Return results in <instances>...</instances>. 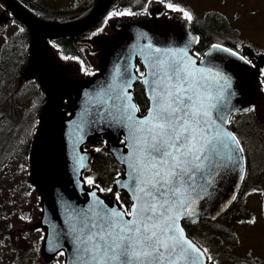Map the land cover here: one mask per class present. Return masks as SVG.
Masks as SVG:
<instances>
[{"label": "snow or ice", "instance_id": "snow-or-ice-1", "mask_svg": "<svg viewBox=\"0 0 264 264\" xmlns=\"http://www.w3.org/2000/svg\"><path fill=\"white\" fill-rule=\"evenodd\" d=\"M163 2L185 21L193 20L190 10L170 0ZM124 12L132 14L128 9ZM144 38L146 43L132 49L143 60L139 78L147 97L144 113L139 114L128 90L136 78L129 70L135 66L128 63L130 56L121 57L125 63L114 65L107 84L95 98L89 97L97 104L91 119L85 112L76 130L79 136L86 124L97 122L124 130L127 150L118 157L124 170L116 176L127 189V202L110 207L94 187L87 204L68 212L71 259L65 264H208L212 257L207 246L187 234L183 221L196 222L198 201L219 174L235 172L240 179L246 174V150L238 134L226 126L233 112L247 111L231 106L230 77L207 54L189 51L191 33L181 46ZM217 51L247 60L222 43L208 48V54ZM82 160L83 156L76 158L78 167H83ZM85 179L95 186L92 176ZM235 198L233 191L230 199ZM116 199L120 201L119 190ZM227 207L228 202H223Z\"/></svg>", "mask_w": 264, "mask_h": 264}, {"label": "water", "instance_id": "water-1", "mask_svg": "<svg viewBox=\"0 0 264 264\" xmlns=\"http://www.w3.org/2000/svg\"><path fill=\"white\" fill-rule=\"evenodd\" d=\"M111 1L95 0L92 8L82 17L53 22L40 18L18 0H0L4 5L0 22L8 19L6 11H10L29 31L28 58L21 75L24 79L36 76L46 95L28 150V180L36 187L41 204L40 217L30 227H42L45 230L41 242V254L45 262L60 252L57 245L63 247L64 264L71 259V243L66 226L68 212L87 204L92 198L90 192L94 187L96 194L110 207L119 203L112 195L101 194L97 185L87 186L83 179V172L89 169L93 154V150L84 148V144L89 142L93 145L104 136L107 151L122 166V175L124 166L118 157L127 150L120 142L125 135L124 130L106 123L86 124L77 136V125L84 118V113L87 112V117L91 119L92 110L97 107L89 97L95 98V93L107 84L114 65L125 63L121 57L130 56L128 63L135 67L138 59L143 66L139 52L132 49H138L140 44L146 43L144 37L159 45L181 46L188 38V33H191L193 42L189 51L195 55L192 47L198 36L190 30L188 21L174 17L171 13L160 16L164 11L163 6L150 2L147 15L115 18L110 22L114 33H104L90 40L91 43L102 45L98 49L102 57L97 71L87 76L68 75L66 66L55 58L47 46V40L84 33L99 20ZM141 33L144 35L141 36ZM208 48L201 56L207 54V59L213 60L230 77L228 90L232 93L231 106L237 109L253 106L256 115L264 121V90L260 75V68L264 67V53L256 56L255 63L249 64L247 60L218 51L208 54ZM249 51L252 53L251 49ZM135 67L129 71H135ZM135 74L132 86L138 78L136 71ZM128 90L132 92V87ZM132 100L135 102L133 92ZM237 112L230 115V120ZM143 113L139 112L141 115ZM78 156H83V167L76 165ZM119 179L117 176L114 178L113 191L127 192L126 188L121 187ZM242 180L235 172L219 174L214 184L208 187L207 194L198 201L200 215L197 220L215 219L221 215L234 201L230 199L232 192L235 191L237 195ZM236 183H239L238 188L235 187ZM223 202H228L227 208H223ZM50 243L53 244L52 248L49 247Z\"/></svg>", "mask_w": 264, "mask_h": 264}, {"label": "rangeland", "instance_id": "rangeland-1", "mask_svg": "<svg viewBox=\"0 0 264 264\" xmlns=\"http://www.w3.org/2000/svg\"><path fill=\"white\" fill-rule=\"evenodd\" d=\"M42 1L47 2L46 8L52 10L68 11V7L78 9L70 13V16L62 15L58 19L60 21L79 16L91 5V0ZM211 1L215 0H195V4L202 8ZM48 9L43 10L54 13ZM17 29L13 22L0 23V55L17 33ZM246 33L258 37L264 48V26L260 29L254 27ZM13 61L14 64L11 62L9 65V74L0 70V145L3 144L0 166V264H64L62 252L56 254L48 263L44 262L41 254L44 229L30 227L38 220L41 210L37 190L28 182L25 146L29 140L27 138L33 133L32 126L35 127L33 107L39 100V91L34 89L32 83L24 84L25 81L18 73V48L15 49ZM71 67L77 70L76 64ZM9 95L13 98L11 104ZM238 125L245 135L251 132L255 135V142L249 138L250 135L247 141H252L249 144V151L252 153L250 168L251 171H258V177L255 179L251 175L244 184L238 201L217 218L229 229L226 233L230 235L222 237L214 230L210 236L205 237L204 242L216 263L264 264V219L260 210L264 204V122L248 112L239 117ZM257 144L261 148L253 149ZM252 188L258 191L250 192L249 189ZM100 193L114 196L112 191Z\"/></svg>", "mask_w": 264, "mask_h": 264}, {"label": "flooded vegetation", "instance_id": "flooded-vegetation-1", "mask_svg": "<svg viewBox=\"0 0 264 264\" xmlns=\"http://www.w3.org/2000/svg\"><path fill=\"white\" fill-rule=\"evenodd\" d=\"M27 8L36 12L38 14H42L43 9H47V2H43L42 0H19ZM94 3L95 0H91ZM131 2V0H112V3L108 7L109 10L106 14V17H116V13H120L122 7L126 2ZM158 2L164 7V11L162 16L167 15V13H171L174 16L182 17L178 10L168 9L163 2V0H137L134 3V6L142 5L141 7L136 8L133 14L135 15H143L147 13V5L149 2ZM172 3L180 4L187 10H190L193 14V20L188 21L191 30L199 35L201 32H206L212 35L224 36L226 39L224 41H228L231 45H239L242 52L247 53L250 57L252 63H255L256 58L255 55L264 52L263 44L260 39L256 36H252L251 34L246 33L250 29H260L261 26H264V0H215L208 3H205L202 8H198L195 4V0H170ZM146 3V5H145ZM92 5V4H91ZM90 5V6H91ZM43 7V8H42ZM3 6L1 7L2 10ZM202 9V10H201ZM113 12V15L108 16L109 12ZM203 11V12H202ZM7 15H10L9 12H6ZM106 17L100 20L99 24L94 26V28L99 29V32L94 33H103L108 31L112 33L114 30L108 26V23L104 24V20L106 22ZM11 18H9L10 20ZM110 20V19H109ZM93 28V27H92ZM110 28L112 30H110ZM90 31V30H88ZM86 31L82 36L86 42L83 44L82 49L80 50L81 58L84 60V63L79 61L77 56H68L64 57L60 55L57 50V54L61 59L63 65L66 66L67 73L71 74H85V67H95L98 68L101 58V53L97 51L98 48L101 47L100 44H92L88 41L90 36H88L89 32ZM224 38H222L223 40ZM259 47L255 51L254 47ZM262 48V49H260ZM251 49L252 53L249 51ZM9 53V52H8ZM1 58L0 67L2 69L6 68V74L10 72V66L12 63L14 64L13 59L11 58V54H8ZM11 58V59H10ZM12 62V63H11ZM77 65L76 71L72 68V65ZM8 66V67H7ZM83 68V71L81 70ZM138 65L136 67L137 71ZM138 75L139 72L137 71ZM140 81V79H138ZM138 80L136 82H138ZM143 88V87H142ZM144 91V90H143ZM44 98V97H43ZM263 203H264V192H263ZM261 214L264 219V204L262 206Z\"/></svg>", "mask_w": 264, "mask_h": 264}, {"label": "trees", "instance_id": "trees-1", "mask_svg": "<svg viewBox=\"0 0 264 264\" xmlns=\"http://www.w3.org/2000/svg\"><path fill=\"white\" fill-rule=\"evenodd\" d=\"M142 5H137L134 6L133 4H131L129 1L126 2L124 4V6L122 7L124 10L128 9L129 12H131L132 14L135 12L136 8L141 7ZM123 11H121V13L123 14H127ZM47 19L49 20H56L57 17L56 15L50 16L47 15ZM15 22L18 23L20 30L18 32V34L11 40L10 45L12 47H16L18 46L19 48H21L22 53H21V68L24 64L25 58H26V54H27V45H28V33L26 31V29L24 28V26L15 19ZM222 39L221 36L218 35H212L206 32H201L199 34V38L198 41L195 43V45L193 46V51L199 52L200 54H202L206 48H208L213 42H220V40ZM55 49L57 50V52L64 56V57H68V56H77L78 60L81 61L82 63H84V60L82 58H80V50L82 49L83 44L85 43L84 39L81 37H77V38H62V39H58L54 42H52ZM224 43H226L227 45L234 47V45H230V43L228 41H224ZM139 72L142 71V67L141 65H139ZM86 72L85 74H88L90 72H92L94 70L93 67H85ZM31 83H33L34 87L36 89H39L38 83L36 78H32L29 80ZM133 95H134V99L137 103V105H139L140 107V111L143 112L146 109V96L144 94L143 88L141 83L138 81L134 84L133 87ZM43 101V93L40 92V96H39V100L37 101L33 111L37 112L41 103ZM33 113L36 116V113ZM252 113L254 118H257L255 115V111L254 109L251 107L249 108L247 111H242V112H238L236 114L233 115L232 119H231V123H230V127L233 131H235L239 138L242 141L243 147L246 150V156H247V160H246V174H245V178L243 180V184H245L247 182V179L253 175L254 173H252L250 171V164H251V155L252 153H250L249 151V144L253 141L255 142L256 140H254L255 135L254 133H247L245 135V133L243 131H241L239 129V125H238V120L239 117L241 115H244L246 113ZM248 135H250V139L252 141H247L248 139ZM2 146L3 144L0 145V166H1V162H2V157H3V152H2ZM85 147H89L93 149V155L91 157L90 160V167L88 170H86L83 174L84 179L85 177L88 176H92L94 181L96 182L95 184H97L99 186V188H111L112 187V182L113 179L116 177V173L117 172H121V166H119L118 164H116L115 160L113 159L112 155L110 153L107 152L106 150V146L104 144L103 138L96 143L95 145L91 146L90 144H86ZM260 149L261 146L259 144L256 145V147H254L253 149ZM27 146H25V151L27 150ZM255 177V175L253 176ZM86 181V179H85ZM87 184H89L86 181ZM243 187L241 188L240 194L242 193ZM127 197L128 194L124 191H120V203H126L127 202ZM232 205L229 207L231 208ZM183 225L186 229V232L188 233V235L190 237H195L197 240H200L202 243L205 244L204 239L206 236H210V234L215 230L217 231L220 236L225 237L226 236V232L227 230H229L227 227H225L224 225H222L219 222V219H208V218H201L196 220L195 223L190 222V221H183ZM230 235V234H227ZM233 236V235H231ZM230 237V236H229ZM206 245V244H205ZM207 246V245H206ZM208 255H210L212 257V261H215L213 256L211 255V253L208 251ZM212 261L211 264H212ZM216 263V262H215ZM219 264V263H216Z\"/></svg>", "mask_w": 264, "mask_h": 264}]
</instances>
